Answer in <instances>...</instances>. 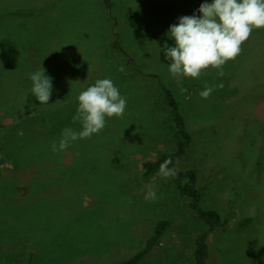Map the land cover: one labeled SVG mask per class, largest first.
Returning a JSON list of instances; mask_svg holds the SVG:
<instances>
[{"label":"rangeland","instance_id":"rangeland-1","mask_svg":"<svg viewBox=\"0 0 264 264\" xmlns=\"http://www.w3.org/2000/svg\"><path fill=\"white\" fill-rule=\"evenodd\" d=\"M102 1L0 0V183L11 205L0 210V232L11 218L22 231L29 214L30 264H113L143 250L169 219L138 264H194L208 224L170 176L142 174L143 160L170 144L165 85L192 138L178 166L197 170L202 206L230 221L211 232L208 264H264V27L220 69L178 85L160 60L159 39L202 0H112L111 9ZM118 34L128 57L111 45ZM41 67L53 78L46 104L30 93L28 74ZM104 77L126 97L124 113L53 152L65 127L80 129L72 120L79 91ZM205 86L213 88L206 99L198 95ZM153 187L155 200L146 198ZM45 210L41 230L33 221ZM27 256L2 247L0 264Z\"/></svg>","mask_w":264,"mask_h":264},{"label":"clouds","instance_id":"clouds-1","mask_svg":"<svg viewBox=\"0 0 264 264\" xmlns=\"http://www.w3.org/2000/svg\"><path fill=\"white\" fill-rule=\"evenodd\" d=\"M199 13L200 15H197ZM264 27V0H202L190 15H180L176 23L168 26L166 35L173 43L166 47L167 72L179 85L181 78H198L207 67L220 69L241 50L254 28ZM31 81L30 93L40 104L49 103L53 89V78L43 67L28 74ZM183 93L187 91L180 87ZM212 87L205 86L198 95L206 99ZM76 112L72 117L79 122L80 129L65 127L58 142L50 147L53 152L62 151L79 139L100 132L106 124V117L121 116L127 99L113 81L98 78L79 91ZM171 157L165 158L158 168L162 177L175 176ZM146 198L157 199L155 188L146 193Z\"/></svg>","mask_w":264,"mask_h":264},{"label":"trees","instance_id":"trees-1","mask_svg":"<svg viewBox=\"0 0 264 264\" xmlns=\"http://www.w3.org/2000/svg\"><path fill=\"white\" fill-rule=\"evenodd\" d=\"M187 2L189 0H181ZM193 1V0H192ZM112 0H103L102 4L111 9L113 5ZM115 17H113L114 19ZM116 19V18H115ZM116 21V20H115ZM116 40L112 43L113 48H117L123 55H126L125 51L122 49V45L119 42V34L115 36ZM173 43L172 40L168 39L166 34H162L159 39V54L160 60L162 62L168 63L165 59V50L167 46H170ZM165 89V104L167 109L169 108L170 116L168 120L171 123V133H170V144L169 146L156 158H147L143 160V176L145 178H151L158 174L159 164L167 157H171L172 164L169 167H175L176 175L170 176V181L176 186L179 193L182 196L189 197L191 200L189 206L197 212L202 220L208 224V228L198 234L196 238V246L194 251V264H208L209 259V237L212 231L214 230H226L230 226V221L222 216V214L212 208H205L201 203V190L198 187V173L197 170L188 166L185 168H180L178 166V160L184 157L188 151V147L191 143V133L188 130L187 122L184 116L181 114L179 109V104L176 98L173 96L172 92L165 86H162ZM68 168H70L68 166ZM251 221L247 218L241 225H246ZM171 225V220L164 219L157 223L154 233L148 238L145 248L135 253L133 256L124 259L122 261L113 263V264H138L145 251L151 249L154 245L159 244L164 233Z\"/></svg>","mask_w":264,"mask_h":264},{"label":"crops","instance_id":"crops-1","mask_svg":"<svg viewBox=\"0 0 264 264\" xmlns=\"http://www.w3.org/2000/svg\"><path fill=\"white\" fill-rule=\"evenodd\" d=\"M7 185L0 183V201H1V204L2 205L6 204L4 206H1L0 205V207H1L0 210L4 208L3 213L4 212L6 213L9 209H11L10 200H9L10 199V195L4 194V193L2 194L3 188L8 187ZM11 191L14 192L15 189H11ZM43 206H44V203H43L42 207ZM23 209L25 210V207L24 206H23ZM23 209H22V212L24 213L25 211ZM43 213H44V215L41 216V212H40V214L37 215V219L33 221V223H35V222L38 223V228H41V230H44L41 227V223H42V219H44L43 223H45L46 213H47L46 210L43 211L42 214ZM9 221H10L9 219L8 220H5V226L1 228L2 231L0 232V249L2 247H4V248L8 247L13 252H16L18 254H21L23 256L28 255L27 256L26 263H25V258H23L22 264H30L31 239H32L31 238V235H32V231L34 230V229L33 230L31 229V233H30V230H29V226L30 225H28V224H30V223L32 224L31 216L29 214H27L26 217L23 216V222L22 223H25L26 222L27 227L24 225L22 231L19 230V231L16 232L14 230V227H13L14 219L13 218H11V221H10L11 222V229H8V227H9ZM14 224H17V223H14ZM20 234H22L23 236L22 237L21 236H18ZM17 256H19V255H17Z\"/></svg>","mask_w":264,"mask_h":264}]
</instances>
